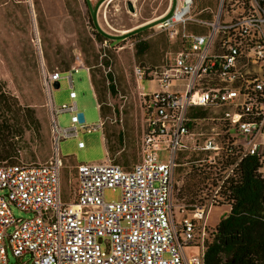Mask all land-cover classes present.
Returning a JSON list of instances; mask_svg holds the SVG:
<instances>
[{
	"label": "built area",
	"instance_id": "obj_1",
	"mask_svg": "<svg viewBox=\"0 0 264 264\" xmlns=\"http://www.w3.org/2000/svg\"><path fill=\"white\" fill-rule=\"evenodd\" d=\"M193 8L194 0H175L158 26L181 33L170 67L134 68L145 120L138 162L125 169L107 153L103 162L76 165L70 201L60 143L103 129L105 119L88 127L76 103L73 72L85 68L91 78L90 68L69 71L73 102L60 108L52 93L62 71L42 69L53 156L46 163L0 164V264H8L9 250L30 257L22 264H205L210 214L231 209L226 194L246 159H255L264 183V5L220 0L212 19L192 18ZM189 24L200 31L188 32ZM144 80L156 89L146 91ZM62 113H71V127H60ZM181 156L203 183L177 220L173 183ZM106 190H119V200L107 201ZM12 206L32 216L16 218Z\"/></svg>",
	"mask_w": 264,
	"mask_h": 264
},
{
	"label": "rangeland",
	"instance_id": "obj_2",
	"mask_svg": "<svg viewBox=\"0 0 264 264\" xmlns=\"http://www.w3.org/2000/svg\"><path fill=\"white\" fill-rule=\"evenodd\" d=\"M130 1L135 12L128 8ZM219 3L220 0H194L192 18L205 19L217 10ZM174 4L175 0H0V86L2 93L10 98L2 101L0 121H7L16 133L10 130L0 136V148L5 141L16 143L24 163L48 162L53 147L42 69L64 71L59 88H54L52 93L55 106L60 108L73 102L66 79L69 71L84 65L90 68L95 90L85 68L73 72L79 113L88 127L98 126L101 115L105 126L83 131L79 138L61 141L66 200L70 201L76 190V165L103 162L107 153L115 164L125 169L137 163L145 120L142 90L135 80L134 68L137 65L150 72L172 64L180 49L181 33L171 36L158 26ZM197 30L193 24L187 25L188 32ZM98 32L108 39L102 40ZM140 41L148 46L147 52L138 57L136 44ZM108 73L113 77L115 90L110 88ZM141 86L146 91L156 89L154 83L146 80ZM96 94L102 99L99 103L102 114ZM58 121L62 128L71 127V113L60 114ZM80 140L84 148L78 147ZM185 161L187 158L179 157L173 183L177 220L198 199L203 183L190 164L184 165ZM104 196L107 201H117L120 191L106 190ZM224 209L227 207L215 208L209 222ZM12 212L16 218L32 216L15 206ZM187 251L196 253L193 248ZM29 259L28 255L19 259L9 250L8 264H22Z\"/></svg>",
	"mask_w": 264,
	"mask_h": 264
},
{
	"label": "trees",
	"instance_id": "obj_3",
	"mask_svg": "<svg viewBox=\"0 0 264 264\" xmlns=\"http://www.w3.org/2000/svg\"><path fill=\"white\" fill-rule=\"evenodd\" d=\"M260 1L264 5V0ZM212 16L213 11L204 18L212 19ZM98 35L102 40L108 39L101 32H98ZM147 46L148 43L145 41L138 42L136 55L143 56L147 52ZM106 78L111 83L110 88L115 90L113 77L108 73ZM90 79L94 88L92 75ZM2 91L3 88L0 86V106L3 104L2 101L10 99ZM97 100L99 104L102 99L97 96ZM7 123L0 121V136L10 133V130L12 134H16ZM18 153L16 143L5 141L0 148V164L20 163ZM256 169L255 159L248 158L240 168L239 176L232 180L230 194H226L231 211L215 229L209 230L205 264H264V183L257 177Z\"/></svg>",
	"mask_w": 264,
	"mask_h": 264
},
{
	"label": "crops",
	"instance_id": "obj_4",
	"mask_svg": "<svg viewBox=\"0 0 264 264\" xmlns=\"http://www.w3.org/2000/svg\"><path fill=\"white\" fill-rule=\"evenodd\" d=\"M96 98H97V96H96ZM213 211L211 213H213ZM230 211H231V209H229V208L220 211V213L218 214L217 218L215 220H213L212 222H209V225H208L209 226V230L212 231L213 229H215L216 226L220 223V221L223 218H225L226 216L229 215Z\"/></svg>",
	"mask_w": 264,
	"mask_h": 264
},
{
	"label": "water",
	"instance_id": "obj_5",
	"mask_svg": "<svg viewBox=\"0 0 264 264\" xmlns=\"http://www.w3.org/2000/svg\"><path fill=\"white\" fill-rule=\"evenodd\" d=\"M128 8H129V10H130L131 12H135L134 5H133V3H132L131 1L128 3ZM55 88H59V83H56V84H55Z\"/></svg>",
	"mask_w": 264,
	"mask_h": 264
}]
</instances>
